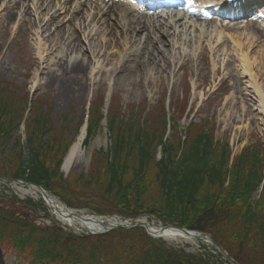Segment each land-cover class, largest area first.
<instances>
[{
  "label": "rangeland",
  "instance_id": "rangeland-1",
  "mask_svg": "<svg viewBox=\"0 0 264 264\" xmlns=\"http://www.w3.org/2000/svg\"><path fill=\"white\" fill-rule=\"evenodd\" d=\"M34 38L25 28H16L14 24L6 21L0 22V100L4 97L2 105L5 111L11 115V117L4 118L0 124L2 127L0 135L6 137L2 143L3 150H0V157H2L3 162L6 161L7 163L9 162L8 158L18 160L22 164V168L27 169L26 167L30 163L28 156L30 151L25 139L28 133L24 126L26 116L28 119L31 117L29 131L35 134L33 139H39L44 145L49 144L51 151H54L53 157H57L59 150L65 148L55 162V164L60 163L59 171L53 172L51 167L46 171L47 181L54 187L52 191L22 179L0 176V200L5 201V204L0 202V206L6 205L16 213L34 216L37 224L44 227L59 224L65 231L68 230L77 235L89 234L88 231L77 230L59 222L51 208L42 200L40 191L32 186L38 185L50 197L58 200L68 209L83 214L98 216L94 210L101 208L106 211V215L103 217L107 219L128 221L134 224L145 222L155 228L160 225L181 228L178 225L180 224L178 223L180 217H172L169 215L170 213L159 208H157L158 213L139 215L136 219L117 215L115 213H117L118 208L111 205L108 197L102 196L100 190L102 183H98V180H104V178L100 179L99 176L102 175V168L103 170L106 169L105 160L113 136L108 127L110 112L114 124L118 119L128 123L133 116L143 119L148 115L150 121L154 122L153 130L156 131L154 135H165V138L172 136L173 143L183 140L186 136L185 131L190 128L193 132L191 134L195 138L200 136V131L207 132L210 130L209 132L214 134L213 140L218 142L220 146L223 145L224 150L228 151L230 156L229 167H232L233 161L242 156L245 150L258 151L264 158V127L262 122L260 120L255 121L253 116L248 118V122L245 121L242 124L224 121V116L230 110L228 107L231 106V98L234 99L236 95V90L232 88L235 82L233 83L234 80H227V73L224 71L215 77L212 62L207 59L202 64H196V62L183 63L182 60L180 62V64L183 63L182 67L175 69V76L171 77V71H166L159 79L150 82L149 72L131 77L128 82L122 81L117 84L104 83V76H98L94 82L87 86L85 91L73 95V97L70 94L69 99L63 98L62 101L60 89L52 86L48 82V78L42 73L45 72L46 64L42 63L41 56L44 55L45 51L42 50L40 56V51L34 44ZM248 81V79L243 81L246 86H248ZM241 88H245V85L243 87L242 84ZM254 109L261 111L258 103ZM90 116L95 119V122L91 124L94 128L91 138H87L85 141L87 143L83 142L84 156L81 159V167L78 168L77 166V168L65 172L63 171L65 157L71 146L77 142L82 128H84L82 125L85 120L87 119L88 123L91 122ZM166 117L171 118L167 123ZM158 118L165 119V123L163 120L159 123L160 119ZM38 120L39 123L37 124ZM191 122L193 126L190 127L188 125ZM45 125H48L46 132L44 134L42 132L39 136L38 128L42 129ZM166 131L170 136L166 135ZM153 161L156 164L164 161L160 146L156 150ZM44 162L47 164L51 161L45 159ZM55 164L53 169L56 168ZM0 165L2 166V164ZM0 171L9 172L4 168H0ZM153 171L155 172V170ZM251 171L250 179L255 177V172L252 169ZM26 174H29L28 171ZM260 177H262V182L259 188L253 189L251 187L253 185L249 181V191L252 193L250 202L253 208L256 207L264 187V162ZM229 179L230 177H227L226 187L230 184ZM16 181L31 185H22ZM242 188L248 187L244 184ZM62 198L75 207H68ZM29 199H32L34 203H27ZM140 211L141 208L134 210L133 213ZM163 240L160 242L168 250L179 249L196 256L203 254L202 256H207L212 264H232L226 257L216 252L212 247L213 245L206 242L195 240L193 243L182 239ZM12 247L7 241L2 242L0 264H42L34 263L31 260V252L28 250V252L16 254ZM106 256L105 254L103 258L105 262ZM228 257L232 259L229 255Z\"/></svg>",
  "mask_w": 264,
  "mask_h": 264
},
{
  "label": "trees",
  "instance_id": "trees-1",
  "mask_svg": "<svg viewBox=\"0 0 264 264\" xmlns=\"http://www.w3.org/2000/svg\"><path fill=\"white\" fill-rule=\"evenodd\" d=\"M2 99L0 124L4 118L11 117L5 111ZM111 115L110 112L108 127L113 134L110 160L108 153L106 169L102 168L99 176L104 180H98V183H102V196L108 197L111 205L118 208L115 214L136 219L139 215L158 213L159 208L172 217H180V227L209 235L236 262L264 264V187L255 208L251 206L252 193L249 191V181L253 189L259 188L262 182V154L245 150L229 167L228 151L213 140L214 134L210 130L200 131V136L195 138L190 128L186 131L185 141L173 143L172 136L164 140L165 135H154V122L148 115L143 119L133 116L128 123L118 119L116 125ZM90 117L89 135L92 136L94 127L91 124L95 119ZM30 118L26 123L29 174L20 161L8 158L7 163L0 157V168L9 171H0V176L22 179L52 191L54 187L47 181L46 171L50 167L53 172L59 171L60 163L55 162L65 147L53 157L54 151L49 144L33 139L35 134L29 131ZM158 119L159 123L165 120ZM46 127L48 125L38 128L39 136L46 132ZM5 139L0 135L1 151ZM159 146H162L164 161L156 164L153 159ZM45 159L53 163H47L48 166ZM251 169L255 177L250 179ZM227 177H230L228 187L225 186ZM244 184L248 188H242ZM62 199L68 207L72 206ZM0 202L5 204L3 199ZM27 203L34 202L29 199ZM140 208L139 213H133ZM94 211L97 215H106L101 208ZM33 217L16 213L6 205L0 206V246L7 241L21 253L31 252L34 261L42 264H212L207 256H196L179 249L168 250L143 229L118 230L102 236L77 235L58 224L38 225Z\"/></svg>",
  "mask_w": 264,
  "mask_h": 264
},
{
  "label": "bare ground",
  "instance_id": "bare-ground-1",
  "mask_svg": "<svg viewBox=\"0 0 264 264\" xmlns=\"http://www.w3.org/2000/svg\"><path fill=\"white\" fill-rule=\"evenodd\" d=\"M141 9L138 0H0V22L25 28L35 37L40 56L45 51L41 56L46 64L42 73L60 89L62 101L85 91L98 76H104V83L117 84L149 72L150 82L166 71L175 76V69L183 63L202 64L207 59L212 62L215 77L224 71L227 80L235 82L232 88L236 95L224 121L242 124L253 116L264 127L263 26L226 27L225 35L218 30L217 22H199L192 12L161 11L152 15ZM257 103L261 111L254 109ZM85 135L83 130L71 146L63 171L81 167ZM46 203L65 226L90 233L105 230L101 221L87 214L82 213L85 218L69 215L56 199L50 197ZM158 230L152 227L156 239L196 240L180 230Z\"/></svg>",
  "mask_w": 264,
  "mask_h": 264
},
{
  "label": "water",
  "instance_id": "water-1",
  "mask_svg": "<svg viewBox=\"0 0 264 264\" xmlns=\"http://www.w3.org/2000/svg\"><path fill=\"white\" fill-rule=\"evenodd\" d=\"M2 179V178H1ZM17 183L19 184H22V185H31V184H27V183H23V182H20V181H16ZM34 186L36 189H38V191H40L43 199L46 201V200H49V196L47 195V193L44 191V189L40 186H37V185H32ZM69 212V215L71 216H78L79 218L83 217L85 218L84 216H80L72 211H68ZM94 220H97V221H101V224L104 225V228L105 230H103L102 232H99V233H93L95 235L97 234H106V233H109V232H112V231H115V230H120V229H124V230H132V229H136V228H143L145 229L148 234L152 235L153 236V233L151 232L152 231V226L149 224V223H145V222H140V223H131V222H128V221H117V220H110L111 222L109 221H105L106 219L105 218H102V217H92ZM168 229H176V230H180L182 231L183 233H185L186 235H193L195 239H198V240H203V241H207V242H210L221 254H223L229 261L233 262L234 261L232 259H230L227 254L221 249V247L219 245H217L211 238L207 237V236H204L203 234L201 233H196V232H190L186 229H179V228H172V227H165V226H159V231L158 232H164L165 230H168ZM159 237V236H157Z\"/></svg>",
  "mask_w": 264,
  "mask_h": 264
},
{
  "label": "snow or ice",
  "instance_id": "snow-or-ice-1",
  "mask_svg": "<svg viewBox=\"0 0 264 264\" xmlns=\"http://www.w3.org/2000/svg\"><path fill=\"white\" fill-rule=\"evenodd\" d=\"M189 4H190V6H191V0H189Z\"/></svg>",
  "mask_w": 264,
  "mask_h": 264
}]
</instances>
